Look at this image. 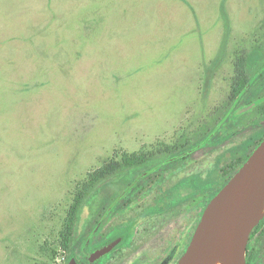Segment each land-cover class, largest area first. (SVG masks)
Returning <instances> with one entry per match:
<instances>
[{
  "label": "rangeland",
  "instance_id": "374dc122",
  "mask_svg": "<svg viewBox=\"0 0 264 264\" xmlns=\"http://www.w3.org/2000/svg\"><path fill=\"white\" fill-rule=\"evenodd\" d=\"M263 96L264 0H0V264H69L133 229L159 235L160 258L176 241L178 264L185 228L189 246L264 137V103L239 115ZM182 137L176 152L192 151L174 167L88 181Z\"/></svg>",
  "mask_w": 264,
  "mask_h": 264
},
{
  "label": "water",
  "instance_id": "95a60500",
  "mask_svg": "<svg viewBox=\"0 0 264 264\" xmlns=\"http://www.w3.org/2000/svg\"><path fill=\"white\" fill-rule=\"evenodd\" d=\"M247 106L239 115L252 110ZM264 219V140L211 200L178 264H247L250 237ZM113 246L96 251L92 259ZM69 264H76L72 259Z\"/></svg>",
  "mask_w": 264,
  "mask_h": 264
},
{
  "label": "trees",
  "instance_id": "16d2710c",
  "mask_svg": "<svg viewBox=\"0 0 264 264\" xmlns=\"http://www.w3.org/2000/svg\"><path fill=\"white\" fill-rule=\"evenodd\" d=\"M244 89L245 88H243V90ZM263 103H264V96L262 98L257 99L256 101H254L252 103H249L248 106L252 105L253 106L252 109H256V108L260 107ZM236 112L237 111H235L233 113L232 117L229 119L230 121L234 122V121L238 120L239 117L237 118ZM225 121H228V116H226V115L224 117V122ZM212 137H213V134L209 133L201 141V143L198 146L193 148V152H194V150L196 151L199 148L205 146L212 139ZM256 137H257V135H256ZM258 138H259V136H258ZM263 140H264V137L260 138L258 143L254 145V150L243 160V162L240 165L239 169L245 164V162L249 159V157L253 154V152L261 144V142ZM184 142H185V138L184 137L179 138V141L177 143H175V144H173L171 146L161 147L162 148L161 152H160L161 154H158V155H147L146 154V156L134 155V156H129V157H127V156L126 157H122L119 160H116V161H113V162H110V163L106 164L105 167L102 170H100L99 172L94 173V174H90L88 181H91V182H97V181L106 182L108 179L110 180V178H109L110 175H114L117 178L120 177V176H126V177H124L122 179L123 182L141 181L146 176L159 171L163 167H165V168L171 167V166L174 167V166L184 162L189 157V155H190V153L192 151V149H191V151L189 150L190 145H188V147L185 146V148H183L181 152H176L178 147H184ZM197 142H200V141H197ZM162 151H163V153H162ZM160 155L162 157H160ZM142 168H144L143 171H142ZM239 169L236 171V173L239 171ZM162 171H166V170L164 169ZM136 172H139L138 176H136L135 178L131 177V175H133V173H136ZM198 180H199V182L202 181L201 178L198 179ZM229 180L226 181L219 188V190L211 196L210 201L226 186V184L229 182ZM90 185L91 184L86 185V186L82 187V190H79L80 192H79V194H78V196L76 198V201H75V203H74V205L72 207L73 208L72 209L73 212L71 213L70 216L68 215V218L66 219V222L64 224L66 226V230H65V234L64 235H65V237L67 239V242H69L70 237H71V235L73 233L74 224H75V221H76V218H77V212H78L79 208L81 207V204L83 203V201L86 200V198H88L91 195L92 190L95 187V186L91 187ZM134 188H136L135 185H133V186H131V185L124 186L123 187L124 191L122 193H120L118 195V197L120 199H125V198H128V197H131L132 194L129 193L128 191L131 190V189H134ZM194 199H195V197H194ZM210 201H209V203H210ZM209 203L207 202V204H209ZM255 263H256V261H254L252 259L251 255H250V253L248 251V253H247V264H255Z\"/></svg>",
  "mask_w": 264,
  "mask_h": 264
},
{
  "label": "flooded vegetation",
  "instance_id": "af4514ba",
  "mask_svg": "<svg viewBox=\"0 0 264 264\" xmlns=\"http://www.w3.org/2000/svg\"><path fill=\"white\" fill-rule=\"evenodd\" d=\"M177 201L176 204L179 205V207L183 205L188 207V198H180ZM129 208L130 206L124 207L121 210V214L127 213ZM187 228L188 226L185 228L184 243L179 240L180 250L183 247L181 258L188 249ZM134 230L135 229H133V231H126L112 239H106L103 241L95 240L92 247L86 249L84 255L81 254L78 259H73H75L76 264H174L176 260V251L178 249L176 241L173 243L170 242L171 244L164 249V255L160 258L157 249L158 242H151L152 240L159 239V235L154 232L152 233L150 229L147 230V232H145L146 229H140L138 233L145 232L143 234H134V232H136ZM134 241L137 243H134ZM108 246H113V249L108 254L99 259H92V255L96 251ZM248 251L254 261H256L258 257L263 258L264 261V219L251 234Z\"/></svg>",
  "mask_w": 264,
  "mask_h": 264
},
{
  "label": "bare ground",
  "instance_id": "6f19581e",
  "mask_svg": "<svg viewBox=\"0 0 264 264\" xmlns=\"http://www.w3.org/2000/svg\"><path fill=\"white\" fill-rule=\"evenodd\" d=\"M214 264H220V262L219 261H216V262H214Z\"/></svg>",
  "mask_w": 264,
  "mask_h": 264
}]
</instances>
